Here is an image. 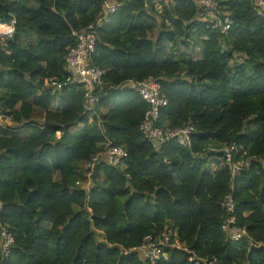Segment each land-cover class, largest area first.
Segmentation results:
<instances>
[{
    "label": "trees",
    "instance_id": "obj_1",
    "mask_svg": "<svg viewBox=\"0 0 264 264\" xmlns=\"http://www.w3.org/2000/svg\"><path fill=\"white\" fill-rule=\"evenodd\" d=\"M115 1L90 58L103 78L88 110L83 85L56 91L50 82L70 76L72 33ZM161 5L0 0V23L16 22L0 39V118L13 122L0 125V264H154L135 249L167 232L173 245L156 264H191L192 256L264 264V17L255 0H223L234 22L224 36L198 19L197 1ZM150 78L168 100L157 126L192 122L190 148L170 141L155 149L145 138L150 107L125 85ZM233 144L234 161L249 162L236 177L220 160ZM111 146L127 151L123 164L101 157ZM229 193L252 244L222 229ZM3 227L14 238L8 257Z\"/></svg>",
    "mask_w": 264,
    "mask_h": 264
},
{
    "label": "built area",
    "instance_id": "obj_2",
    "mask_svg": "<svg viewBox=\"0 0 264 264\" xmlns=\"http://www.w3.org/2000/svg\"><path fill=\"white\" fill-rule=\"evenodd\" d=\"M156 6L161 7V4H166L171 7L177 4V0H150ZM199 3L200 12L198 19L206 24V28L213 31H218L226 36L232 29L234 24L230 15L222 12L221 3L223 0H194ZM256 11L258 15L264 17V0H255ZM120 7L118 2L108 3L105 6V13L98 21L83 31H74L72 37L76 38L78 45L69 50L66 59V67L70 76L65 82L51 81L50 88L60 91L64 87L71 84H80L85 88L86 107L91 110L98 102V98L94 96L95 87L100 85L103 78V72L93 67L90 63L91 56L95 53L97 44V31L105 23L109 21L110 15L114 14ZM15 21L11 25L0 23L3 33H0V39L10 38L15 30ZM125 86L133 89L150 107L145 115L141 130L147 140H149L155 149H159L162 144L170 141H176L183 148H190L192 145L193 134L195 133V126L192 122L184 127L178 128H159L157 122L160 116V110L168 105L167 98L162 93V84L156 79H146L142 81H131ZM2 119V118H0ZM7 126L12 125L10 119ZM0 125L5 126L1 120ZM240 153L238 145L233 144L221 150V158L226 162L232 170L233 177L246 166L249 162L234 161L235 155ZM110 166H119L128 158L127 151L119 146H111L106 153L101 156ZM100 156L93 158L92 162L87 165L89 170H94L96 163H98ZM222 206L227 211V216L224 220L223 231L227 233L228 237L234 242L239 243L246 241L249 244L253 240L249 237L245 228H240L237 225L236 205L232 193L226 195ZM172 232H167L159 237H147L143 246L136 248L147 261L151 263H158L162 258H167L165 248L172 246ZM14 238L11 231L7 227H3L1 231V250L4 257H8ZM191 264H220L216 258L211 260H201L196 256L189 259Z\"/></svg>",
    "mask_w": 264,
    "mask_h": 264
},
{
    "label": "rangeland",
    "instance_id": "obj_3",
    "mask_svg": "<svg viewBox=\"0 0 264 264\" xmlns=\"http://www.w3.org/2000/svg\"><path fill=\"white\" fill-rule=\"evenodd\" d=\"M1 31H2V29H1ZM53 108L56 109L57 107L54 106ZM104 111H105V110H104ZM105 112H106V111H105ZM41 117H42V112L37 111V114L35 115V119H40ZM0 120H1V122H2L5 126H7L8 121L4 122L3 119H0ZM212 169L215 170V169H216V165H213V166H212Z\"/></svg>",
    "mask_w": 264,
    "mask_h": 264
},
{
    "label": "bare ground",
    "instance_id": "obj_4",
    "mask_svg": "<svg viewBox=\"0 0 264 264\" xmlns=\"http://www.w3.org/2000/svg\"><path fill=\"white\" fill-rule=\"evenodd\" d=\"M1 29H6V30H7V28H1V27H0V33H3V32L1 31Z\"/></svg>",
    "mask_w": 264,
    "mask_h": 264
}]
</instances>
